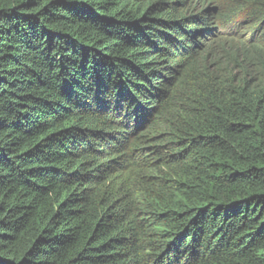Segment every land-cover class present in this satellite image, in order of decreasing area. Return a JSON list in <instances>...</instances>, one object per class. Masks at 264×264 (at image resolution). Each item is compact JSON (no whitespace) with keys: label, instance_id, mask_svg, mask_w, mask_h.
I'll return each instance as SVG.
<instances>
[{"label":"trees","instance_id":"obj_1","mask_svg":"<svg viewBox=\"0 0 264 264\" xmlns=\"http://www.w3.org/2000/svg\"><path fill=\"white\" fill-rule=\"evenodd\" d=\"M0 264H264V0H0Z\"/></svg>","mask_w":264,"mask_h":264}]
</instances>
